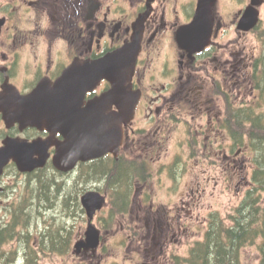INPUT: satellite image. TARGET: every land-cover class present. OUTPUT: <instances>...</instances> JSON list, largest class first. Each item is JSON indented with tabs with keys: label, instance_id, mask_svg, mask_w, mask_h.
Listing matches in <instances>:
<instances>
[{
	"label": "flooded vegetation",
	"instance_id": "af4514ba",
	"mask_svg": "<svg viewBox=\"0 0 264 264\" xmlns=\"http://www.w3.org/2000/svg\"><path fill=\"white\" fill-rule=\"evenodd\" d=\"M199 1L0 0V147L11 140L32 142L54 136L53 125L44 118L31 125L16 119L14 111L22 106L23 97L41 83L53 85L74 61L101 59L131 41L135 24L141 23V48L133 77V88L140 91V98L133 119L123 126L119 153L79 162L65 175L70 177L83 168L88 170L79 176L90 175L89 165L93 162L102 174V164H110L112 195L127 198L128 205L137 202L139 210L144 211L137 212L135 218L129 214L131 225L127 228L132 232L143 229L145 236L159 229L147 243L153 242L155 247L169 246L166 242L188 224L180 211L193 206L194 200H202L211 185L229 184L235 177L239 178L238 185L247 183L243 172L247 163L246 119L261 106V101L257 102L260 94L246 105V51L243 47L231 48L234 43L226 40L232 27L236 33L242 31L238 27L251 0H235L238 6L232 9L215 0L210 40L205 48L191 52V46L188 49L180 45L178 32L194 20ZM255 68H259L258 63H253L249 78L254 88L260 83ZM109 87V82L102 80L87 91L82 112H92L89 103ZM111 110H118L117 106ZM57 137L63 139L60 133ZM184 142H188L187 148ZM183 150L189 152V159L184 160L189 166L184 165ZM54 152L52 145L46 165L32 171L24 172L10 160L0 173V196L10 195L13 183L36 179L40 171L48 170ZM168 152L173 154L168 156ZM122 164L130 169L123 180L118 170ZM190 170L188 191L181 194L177 189ZM95 179L100 184L106 181L104 175ZM167 183L170 193L187 198L180 211L176 206L166 210L156 200ZM98 189L91 190L108 198L107 192L100 186ZM196 194L197 199L192 198ZM246 197L247 192L242 202ZM123 210L118 214H126ZM99 229L102 233V227ZM85 236L81 233V240Z\"/></svg>",
	"mask_w": 264,
	"mask_h": 264
},
{
	"label": "rangeland",
	"instance_id": "374dc122",
	"mask_svg": "<svg viewBox=\"0 0 264 264\" xmlns=\"http://www.w3.org/2000/svg\"><path fill=\"white\" fill-rule=\"evenodd\" d=\"M220 1L223 5H226L225 8L231 7L230 9H232L233 5H237L235 0ZM260 19L261 21L258 28L250 32L244 33L239 30L240 33H236V30L232 27L226 40H228L231 44L234 43L231 48L237 49L239 47H243L246 51V105L252 103L256 94H261L260 98L257 100V102L261 101V106H257L256 108V114L262 115V118L260 119L261 122V120L264 121V92L262 91L264 80L262 78L263 66L261 62H257L259 64V68L257 69V78L260 82H258L259 85L256 87L257 89L254 88L255 86L251 83L249 78L251 76L250 74L252 72L255 59L264 53V4L260 6ZM252 125L253 124H250V122H247L245 133L246 148H244V154L247 163L243 172L247 174L246 184H242V186L238 185L239 178L235 177L230 180L229 184L223 185L222 183H219L217 186L211 185L209 187V192L202 200H194V205L191 207L187 206L184 211H180L179 208L183 209V201L187 198L181 199L183 196L181 194L188 191L187 187L190 180L189 175L191 170L188 171L189 173L185 175L179 184L177 191L181 194L173 195V193H170L168 189L170 185L169 183L165 184L162 190H160V197L156 200L161 201L166 207V210H173L174 206H176L177 210H179L188 220V224L180 229L181 232L179 231L171 237L169 241L166 242L169 246L165 247V245L164 248L162 245L155 247L153 242L147 244L150 238L153 240V236H156V233L160 231L159 229L156 233H147V236H145L143 229L142 232H132L131 228H127L131 225L128 223L131 218L129 214H133V218H135L137 212L142 214L144 212L143 210H139L137 202H133L132 205L124 207L123 211L126 212V214H118L120 209L118 208V211L116 210V205L114 204L113 206V190L111 186H108L106 181L101 182L100 184L99 179H95L96 177L91 178L88 174L85 176H79L80 172L85 173L88 168L78 169L77 172H73L69 177L56 173L53 167H50L49 174L51 175L54 171V179L59 182L69 180L72 183V188L70 190L68 189L69 192L65 190L63 192V196L60 195V200L57 201L54 207L47 209H44L45 207H40L42 213L36 212V218L32 219L30 224L26 227L28 231V238L29 240H35L38 242V237L42 233L47 236L52 231H56L67 234L66 239L69 240L68 245L66 246V251H53L52 246L49 244H47V248H43L41 251H38L39 264H173L170 259L171 256L176 255L179 257H185L189 255L191 246L204 238L205 231L207 230V226L209 224L208 219L211 213H219V216L225 220L226 224H231L229 215L235 212L236 208L241 204L243 198L246 196V192L252 182L253 170L256 165L254 162V151L248 146V132H251ZM259 125L262 126L264 123L262 124L261 122ZM183 139L184 141H187L185 136H183ZM184 144V147L187 148L186 145L188 142H184ZM182 153L183 161L188 160L189 152H184L183 150ZM171 154H173V152H168V156ZM163 156L165 155L163 154ZM184 165L189 166L185 161ZM237 171L240 172L241 169H237ZM44 173L46 174L47 170ZM6 179H10L9 176L6 177ZM12 180H14L13 176ZM12 180L10 181V184L12 183ZM36 180L37 178L32 180H26L23 178V180L18 182L17 185L15 183L12 184L10 188L12 189L10 195L0 196V222H7L11 219L12 214L9 210L11 206H23V202L27 201L31 197L32 187L37 186L38 184L36 183ZM71 183L69 182L70 186ZM99 186L103 191L107 192L109 198L108 203L102 210L97 212L93 220L99 228L102 227V243L96 251L75 253V244L81 240V233H85L88 227V216L81 205L80 197L84 192L91 189H98ZM192 187L193 186L191 185L190 188ZM73 195L78 196L79 201L75 202L74 206H72V201H69L71 205L68 206V202H66L65 198L66 196L71 198ZM192 198L197 199V194L195 196L192 195ZM35 201L37 202L38 198H36ZM195 202H198L197 205H195ZM260 203L262 205L264 204V191L262 193V200ZM128 208H130L131 212H129ZM125 215L127 216L125 217ZM123 222H125L124 227H122ZM176 222H178V219ZM52 234H54V232H52ZM23 238L25 239L27 236L23 235ZM133 238L137 239V241L133 242ZM19 241L21 240H15L8 246V248L18 246L20 243ZM260 242L261 237H259L254 243L248 244L242 249L240 257L241 264L260 263ZM20 245L23 246L24 242ZM24 253L25 252L21 251L20 254H18L17 260L13 262V264H23L22 257Z\"/></svg>",
	"mask_w": 264,
	"mask_h": 264
},
{
	"label": "water",
	"instance_id": "95a60500",
	"mask_svg": "<svg viewBox=\"0 0 264 264\" xmlns=\"http://www.w3.org/2000/svg\"><path fill=\"white\" fill-rule=\"evenodd\" d=\"M215 0H200L194 20L180 29L178 41L191 52L204 48L213 27L212 4ZM263 1L251 0L239 28L249 31L259 22L258 7ZM140 22L134 26L131 41L92 62L74 61L56 79L53 85L39 84L33 93L23 97L22 106L14 115L22 124H34L39 119L51 122L54 136L39 138L32 142L17 139L7 141L0 147V173L13 159L20 170L32 171L44 167L50 157L49 148L54 145L53 164L62 172L73 170L80 161L100 158L107 153L118 155L123 141L124 124L131 121L140 98V91L133 88V77L141 48ZM107 79L111 87L96 97L86 115L81 110L87 91ZM17 103V98L15 99ZM18 104V103H17ZM116 105V111L111 110ZM57 133L63 139L57 137ZM0 189L2 187L0 186ZM89 217L86 238L75 244V251L96 250L101 232L92 220L106 204V196L98 190H89L81 197Z\"/></svg>",
	"mask_w": 264,
	"mask_h": 264
},
{
	"label": "trees",
	"instance_id": "16d2710c",
	"mask_svg": "<svg viewBox=\"0 0 264 264\" xmlns=\"http://www.w3.org/2000/svg\"><path fill=\"white\" fill-rule=\"evenodd\" d=\"M258 61L263 66L262 78L264 80V53L256 63ZM262 91L264 92V86ZM247 116L248 119L246 120L253 124L251 132H248V146L254 151V162L256 164L252 175V186L247 191V197L236 208L235 212L229 215L231 224H226L225 220L219 216V213H211L204 238L191 246L189 255L185 257L174 256L173 264H241L242 249L246 245L254 243L259 237H261V242L259 243L261 254L259 264H264V204L260 203L264 191V125H259L261 122L263 124L264 121L261 120L260 122L262 115L254 114L252 116L247 114ZM89 166L90 175L88 176L98 178L104 175L108 186L112 185L113 175H111L112 168L110 164H107V162L102 164L104 174H101L98 170L99 166L96 162ZM118 170L122 175L120 177L122 180L128 176L130 171L126 164L120 165ZM44 172L40 171L37 174L36 183L38 184L32 187L31 197L23 202V206H11L9 208L12 214L11 219L7 222H0V264H13L21 251L25 252L22 257L23 264H39L38 251L47 248V244L52 246L53 251H66L69 239H66L67 234L64 232L52 231L54 234L51 232L47 236L42 233L38 237V242L28 238L26 227L32 219L36 218V212L42 213L40 207H45L44 209L54 207L60 197L63 196V192L65 190L69 192L72 188L71 181H69L71 183L70 186L68 180L59 182L54 179V171L51 175L49 171L46 174ZM55 172L58 173L57 171ZM120 182L119 184H121ZM36 198H38V203L35 201ZM112 198L114 200L113 206L115 204L118 211L119 209L120 211L123 210L128 205L129 201L127 198H117L113 195ZM65 200L68 202V206L71 205L69 201H72V206L79 201L78 196L74 195L71 198L66 196ZM117 204H119V209ZM23 235H26L27 238L24 239ZM17 239L21 240L19 245L8 248ZM22 242H24L23 246L20 245Z\"/></svg>",
	"mask_w": 264,
	"mask_h": 264
}]
</instances>
